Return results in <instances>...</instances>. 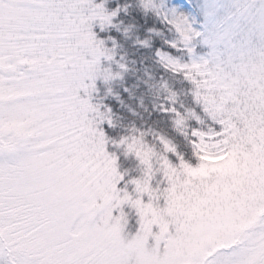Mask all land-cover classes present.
I'll use <instances>...</instances> for the list:
<instances>
[{
    "label": "snow or ice",
    "instance_id": "snow-or-ice-1",
    "mask_svg": "<svg viewBox=\"0 0 264 264\" xmlns=\"http://www.w3.org/2000/svg\"><path fill=\"white\" fill-rule=\"evenodd\" d=\"M0 264H264V0H0Z\"/></svg>",
    "mask_w": 264,
    "mask_h": 264
}]
</instances>
